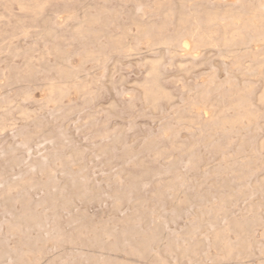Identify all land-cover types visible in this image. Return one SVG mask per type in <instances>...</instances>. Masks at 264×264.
Wrapping results in <instances>:
<instances>
[{
	"label": "rangeland",
	"instance_id": "1",
	"mask_svg": "<svg viewBox=\"0 0 264 264\" xmlns=\"http://www.w3.org/2000/svg\"><path fill=\"white\" fill-rule=\"evenodd\" d=\"M263 63L264 0H0V264H264Z\"/></svg>",
	"mask_w": 264,
	"mask_h": 264
},
{
	"label": "bare ground",
	"instance_id": "2",
	"mask_svg": "<svg viewBox=\"0 0 264 264\" xmlns=\"http://www.w3.org/2000/svg\"><path fill=\"white\" fill-rule=\"evenodd\" d=\"M42 3V2H41ZM157 3V2H156ZM43 6V5H42ZM41 6V7H42ZM38 9V8H37ZM226 10V9H225ZM232 10V9H231ZM254 12V11H253ZM256 12V11H255ZM259 12V11H258ZM36 13H37V11H36ZM83 14H84V12H83ZM193 14V13H192ZM86 15H87V13H86ZM89 15V14H88ZM223 15V14H222ZM83 16V15H82ZM226 16V15H225ZM261 16V15H260ZM87 17V16H86ZM192 17V16H191ZM216 17H217V15H216ZM214 20V19H213ZM249 20V19H248ZM228 21V20H227ZM86 22V21H85ZM95 22V21H94ZM80 24V23H79ZM86 24H88V23H86ZM216 24V23H215ZM142 25V24H141ZM243 25V24H242ZM143 26V25H142ZM145 28V27H144ZM123 29V28H122ZM146 29V28H145ZM45 30H46V28H45ZM225 30V29H224ZM86 31V30H85ZM90 31V30H89ZM122 31V30H121ZM124 31V30H123ZM223 35V34H222ZM110 38V37H109ZM260 38V37H259ZM111 39V38H110ZM183 41V40H182ZM184 42H186L185 40L183 41V43ZM224 42V41H223ZM226 42V41H225ZM129 43V42H128ZM263 45V44H262ZM120 46V45H119ZM184 46V45H183ZM129 48V47H128ZM185 48V47H184ZM130 49V48H129ZM185 51V50H184ZM190 52V51H189ZM192 53V52H191ZM188 54V53H187ZM58 55V54H57ZM91 55V54H90ZM61 56H62V54H61ZM94 56V55H93ZM234 56V55H233ZM60 57V56H59ZM85 57V56H84ZM88 57V56H87ZM259 57V56H258ZM58 59V58H57ZM61 59V58H60ZM259 62V61H258ZM262 63V62H261ZM264 64V63H263ZM61 69V68H60ZM59 69V70H60ZM180 70V69H179ZM58 71V70H57ZM58 73H59V71H58ZM64 73H65V71H64ZM68 73V72H67ZM61 75H62V73H61ZM262 75V74H261ZM63 76V75H62ZM261 78V77H260ZM56 85V84H55ZM57 86V85H56ZM49 87V86H48ZM142 87V86H141ZM47 92H48V90H47ZM64 92V91H63ZM150 93V92H149ZM151 94V93H150ZM62 95V94H61ZM153 97V96H152ZM151 97V98H152ZM149 98H150V96H149ZM168 98V97H167ZM161 99H162V97H161ZM153 103V102H152ZM216 103V102H215ZM154 104H155V102H154ZM153 104V105H154ZM233 105V104H232ZM247 113H249V112H247ZM219 117H221V116H219ZM227 117V116H226ZM230 120V119H229ZM228 122V121H227ZM9 195V194H8ZM7 202V201H6ZM10 202V201H9ZM11 203H13V202H11ZM10 203V204H11ZM18 217V216H17ZM19 222V221H18ZM21 222V221H20ZM220 233V232H219ZM224 245V244H223ZM226 245V244H225ZM24 247V246H23ZM25 249V248H24ZM225 249V248H224ZM230 250V249H229ZM247 252V251H246ZM230 253V252H229ZM245 253V252H244ZM245 255V254H244ZM1 257V256H0ZM261 258V257H260ZM262 260V259H261ZM129 261V260H128ZM237 261V260H236ZM130 263V262H129ZM232 262H230V264H231ZM235 263V262H234Z\"/></svg>",
	"mask_w": 264,
	"mask_h": 264
}]
</instances>
